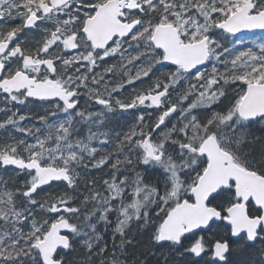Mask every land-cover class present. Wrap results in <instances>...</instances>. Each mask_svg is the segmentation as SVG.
Here are the masks:
<instances>
[{
    "label": "snow or ice",
    "instance_id": "obj_1",
    "mask_svg": "<svg viewBox=\"0 0 264 264\" xmlns=\"http://www.w3.org/2000/svg\"><path fill=\"white\" fill-rule=\"evenodd\" d=\"M0 264H264V0H0Z\"/></svg>",
    "mask_w": 264,
    "mask_h": 264
}]
</instances>
